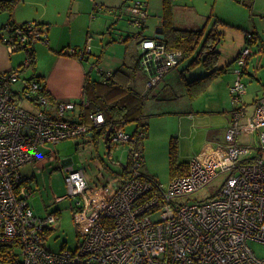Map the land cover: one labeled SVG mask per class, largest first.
<instances>
[{
    "label": "built area",
    "instance_id": "built-area-1",
    "mask_svg": "<svg viewBox=\"0 0 264 264\" xmlns=\"http://www.w3.org/2000/svg\"><path fill=\"white\" fill-rule=\"evenodd\" d=\"M126 12L131 24L142 28L146 0H134ZM44 39L37 22L10 23L0 30V40L11 53ZM140 51L138 62L148 76L149 94L179 64L181 52L168 51L155 38L142 39ZM86 52L89 46L67 53L83 60ZM250 53L248 46L243 48L235 61L240 68L230 87L235 108L224 144L211 155L190 160L185 175L166 186L145 175L140 143L146 138V128L141 124L133 132L121 127L110 133V145L127 146L128 173L98 208L87 195L83 170L64 166L68 193L56 202L70 199L72 213L83 216L80 223L86 224V231L78 234L75 249L59 252L45 246L47 231L58 218L54 213L39 216L33 212L27 202L32 189L20 169L38 160L41 145L89 138L104 125V115L99 110L86 112L90 103L83 100L80 104L59 102L58 118L51 116L42 83L20 78L33 63L30 54L21 68L0 73V246H13L21 264H264V257L250 247L251 242L264 244V97L245 118L244 127L256 135L255 143L242 146L236 141L246 91L241 69ZM100 73L103 81L108 80L110 73ZM20 80L21 90L15 93ZM67 113L72 119H62ZM225 172L230 175L215 196L203 202L179 201Z\"/></svg>",
    "mask_w": 264,
    "mask_h": 264
},
{
    "label": "crops",
    "instance_id": "crops-1",
    "mask_svg": "<svg viewBox=\"0 0 264 264\" xmlns=\"http://www.w3.org/2000/svg\"><path fill=\"white\" fill-rule=\"evenodd\" d=\"M133 1L134 0H16V5L11 12L0 11V29L10 23L20 25L26 22H39L45 25V39L36 43L34 47L33 63L30 68L22 72L20 78L21 80L38 78L44 86L45 91L52 98L48 109L51 116L58 118L56 105L59 102L71 101L80 104L83 100H86L83 88L87 76L93 81L103 82L100 72L111 73L119 68H123L124 71L130 72L131 63L128 64L127 58H137V61H139L138 59L140 58L141 52L140 41L145 37H153L146 36L150 33V25L154 23L159 26L156 28L155 34L161 26L163 0H146L147 18L142 28L134 27L126 12ZM214 1L215 8H217V1H226L225 3L228 10L226 13H221L218 10L220 12L217 13L218 15L214 14L213 9L210 10L201 27H203L209 15H212V19L208 24L209 27H211L216 19L225 23V25L219 28L221 31L224 30L222 39H228L230 41L231 49L227 50L228 52L225 56L227 59L224 64L219 66L220 63L218 62L217 68L229 67L226 73L216 77L206 90L217 97L214 101L218 103L216 104L217 107L214 109L205 107L202 111L197 113L190 112L188 115L183 116L184 119L191 121V125L198 124L200 126L199 133L204 129L207 131L196 146L194 145L192 147V151L188 155L191 157V160L195 157L211 155L224 144L225 131L231 124L232 111L235 108L230 94V87L237 78L236 70L240 69L235 61L241 50L247 46L251 53L247 58L244 69H241V80L245 84L246 91L243 95L244 116L239 124L240 134L236 138L238 144L246 146L255 143L256 135H254L253 142L249 140L250 134L244 127L245 118L253 114L257 101L264 97V0ZM172 2L173 21L175 24L176 15L180 10L185 11L186 7L180 6L178 0H172ZM192 21L193 18L191 19V23H181L182 27L180 29H191L192 26H196ZM200 28L195 27V29ZM92 31L95 33H91ZM249 35L251 38L247 40V36ZM133 41H135L134 44ZM87 46H89V52L85 53L83 60L67 53L69 49H84ZM219 53V58H222V51ZM27 55L28 53L25 51L9 52L6 45L0 40V73L21 68ZM132 64L134 63L132 62ZM30 70V74L27 75L26 73ZM171 71L172 69L164 74L162 80L155 87L157 91L162 89L159 88V86L164 82ZM95 72H98L99 76L95 75ZM147 78L148 76L146 74V80L143 83L144 90H142L140 94L149 96L153 90H150L149 94L147 93ZM21 80L14 88L15 93H19L21 90ZM101 87L102 86H99L100 94H106V89L102 90ZM228 98H230L231 104H229ZM109 100L113 101L114 99L110 97ZM88 102L90 103L89 100ZM22 105L28 109H33L28 104L24 103ZM91 107L92 104L90 103L85 109L86 112H92L98 109H92ZM201 113L221 114V123L215 125L211 118L208 122H205L204 119L208 116ZM62 117V119H72V114L67 113ZM144 118L145 116L143 113V119ZM143 119L140 124L146 125V137H148V124ZM84 122L88 121L85 120ZM137 125H139V123H137ZM137 125L129 132H133ZM91 137L92 135L89 136V138L67 140L54 144V146L59 147L73 141H78L80 144L83 141V144H86L89 142L88 140H91ZM102 139L106 144L105 138H101L100 140L102 141ZM179 145L180 147L182 146L181 139ZM43 147L45 146L41 145L39 150ZM107 150L108 152L110 150L108 146ZM140 150L144 162L142 144ZM43 153L48 157L51 155V151L48 150L43 151ZM40 156L41 153L39 151V158ZM118 162L121 163V161ZM65 163L66 165L71 164L75 168V165L72 164L70 159L64 161V164ZM26 165L22 168L26 167ZM127 165L128 159L126 161V166L124 165L125 167H122V172ZM21 175L25 181L27 180V184L34 179V175L30 177H26L27 175L24 173H21ZM122 175H124V172L121 175H117V177L120 179ZM86 181L89 188L87 178ZM115 185L117 184H114V187Z\"/></svg>",
    "mask_w": 264,
    "mask_h": 264
},
{
    "label": "rangeland",
    "instance_id": "rangeland-1",
    "mask_svg": "<svg viewBox=\"0 0 264 264\" xmlns=\"http://www.w3.org/2000/svg\"><path fill=\"white\" fill-rule=\"evenodd\" d=\"M178 1L180 6L186 7L185 11L180 10L176 15L174 26L179 28L182 27L181 23H191L192 18V22H194L196 26H192L191 29H195V27L200 28L210 10L213 9L216 15H218L217 13L219 11L221 13H226L228 10L225 3L226 1H217V8H215L214 0ZM157 27L159 26L152 23L149 28L150 33L146 36H154ZM208 27L207 29L210 28ZM221 32L223 33L224 30ZM91 33L95 32L92 31ZM134 43L135 41H133V44ZM217 49L219 52L222 51V58L218 60L220 66L223 65L227 59L225 56L227 55V50L231 49L230 41L228 39H222ZM127 62L128 64L131 63L130 71L134 70V73L131 74V79L126 81L125 85L133 91L141 93L142 90H144L143 83L146 80V73L139 65L137 58H127ZM132 62L134 64H132ZM187 64L188 60L181 61L177 67L172 69L164 82L161 83L159 88L162 89L160 91H157L156 88L153 89L148 98L143 101V113L145 116L143 120L148 124V137L142 141L143 143H140V148L141 144L143 145L144 153V162L142 159L141 169L145 175L154 178L165 186L168 185L171 180L169 145L172 138H175L177 142L178 162H189L191 157L188 155L192 151V147L194 145L196 146L202 136L207 133L206 129L199 133L200 126L198 124L191 125V121L184 119L183 116L188 115L190 112L197 113L202 111L205 107L214 109L217 107L216 104H218L214 102L217 97L207 91L200 94L195 99H189L186 95L183 80L200 77L204 75L206 71L202 67L185 70ZM30 72L31 70L26 74L28 75ZM94 74L99 76L98 72ZM101 89L104 90L107 89V87H101ZM230 101V98H228L229 104H231ZM203 115L208 116L204 119L205 122H208L211 118L215 125L221 123V114ZM136 125V121L132 122L126 125L124 130L129 132ZM180 139L182 143L181 147L179 145ZM249 140L253 142L254 135L252 136L251 134ZM88 141L89 142L86 144H83V141L81 144L78 141H73L59 147L46 144L44 145L45 147L39 150L41 153L39 160L21 169V173L27 175L26 177L34 175V179L28 183L33 192L27 200L33 212L39 216H46L60 211V213L57 214V224L46 235L45 240L46 248L53 252H59L64 249H75L80 239L79 233L82 234L86 231V224L80 223V221L83 220V216L76 213L74 217L70 208V199L56 202L58 197L65 196L68 193L63 171L64 165H66L64 161L70 159L72 164L75 165V168L80 167L84 170L85 177L89 182L87 195L94 201L97 208L98 205L100 206V204L104 203L106 199L113 194L114 184L120 183V179L117 175H121L122 167L124 165L126 166L128 158L126 152L127 146L121 148V146L111 145V152H108L103 139L102 141L100 139H98V141ZM45 150L51 151L49 157L43 153ZM118 161H121L122 164ZM229 175L230 172L218 174L204 188L191 195L180 198L179 201L182 203H191L203 202L210 199L218 193ZM250 247L257 256L264 257L263 243L251 242Z\"/></svg>",
    "mask_w": 264,
    "mask_h": 264
},
{
    "label": "trees",
    "instance_id": "trees-1",
    "mask_svg": "<svg viewBox=\"0 0 264 264\" xmlns=\"http://www.w3.org/2000/svg\"><path fill=\"white\" fill-rule=\"evenodd\" d=\"M15 5L16 0H0V11L11 12ZM211 19L212 15H209L205 24L200 29L191 30L177 28L174 26L173 21L172 0L162 1V23L160 29L162 30V34H164L162 44L165 49L168 51L181 52L179 64L181 61L188 60L185 70L202 67L206 71V73L200 77L183 80L186 95L189 99H195L200 94L204 93L213 80L219 75L226 73L229 67L217 68L220 57L217 47L223 35L219 27L225 25V23L216 19L211 27L207 29ZM37 24L43 29L46 35L45 25L39 22H37ZM148 38L154 39V36L145 37L143 39ZM34 47L35 46L28 49L24 48L23 51L33 56ZM131 71L127 72L124 71L123 68H119L111 72L108 80L103 82L93 81L88 76L86 77L83 88L84 96L86 100H89L92 104V109L98 108L97 110L103 112L105 119L104 125L92 132L91 140L98 141V139L105 138L109 129L113 132L115 128L125 127L135 121L139 124L141 123L143 119V101L147 99L148 96L137 93L125 85V82L129 81L131 79V74L134 73V70ZM36 79L38 80V78ZM99 86L107 87L106 94H100ZM41 92L47 96L49 101H52V98L45 91L44 86L41 88ZM110 97L114 100L110 101ZM122 124H124V126H120ZM143 126L146 128V125ZM106 144L111 150L112 146L109 144V140H107ZM169 166L171 179L185 175L188 171V162L179 163L177 160V142L175 138H172L169 145ZM127 167L123 171L124 176L128 173ZM59 213L60 211H56L54 214L57 216ZM50 231L51 230H48L47 234ZM0 259L2 264H21L19 255L16 253L14 247L10 245L0 246Z\"/></svg>",
    "mask_w": 264,
    "mask_h": 264
},
{
    "label": "water",
    "instance_id": "water-1",
    "mask_svg": "<svg viewBox=\"0 0 264 264\" xmlns=\"http://www.w3.org/2000/svg\"><path fill=\"white\" fill-rule=\"evenodd\" d=\"M155 39L162 41L164 36L162 34V30L159 28L154 36ZM161 43V42H160ZM111 133V129H109L105 135V141L107 142V140H109V135ZM92 134L90 133L89 136H91Z\"/></svg>",
    "mask_w": 264,
    "mask_h": 264
},
{
    "label": "bare ground",
    "instance_id": "bare-ground-1",
    "mask_svg": "<svg viewBox=\"0 0 264 264\" xmlns=\"http://www.w3.org/2000/svg\"><path fill=\"white\" fill-rule=\"evenodd\" d=\"M164 35V34H163ZM164 40V39H163ZM161 43H162V41H161ZM25 166V165H24ZM27 181V180H26Z\"/></svg>",
    "mask_w": 264,
    "mask_h": 264
}]
</instances>
